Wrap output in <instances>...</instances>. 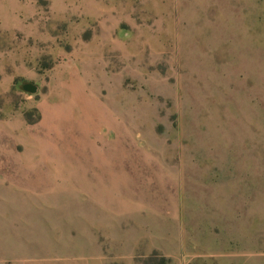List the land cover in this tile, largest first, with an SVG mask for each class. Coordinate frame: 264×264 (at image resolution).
Returning <instances> with one entry per match:
<instances>
[{
    "label": "rangeland",
    "instance_id": "1",
    "mask_svg": "<svg viewBox=\"0 0 264 264\" xmlns=\"http://www.w3.org/2000/svg\"><path fill=\"white\" fill-rule=\"evenodd\" d=\"M159 200L187 264H264V0H0V264H124Z\"/></svg>",
    "mask_w": 264,
    "mask_h": 264
},
{
    "label": "crops",
    "instance_id": "2",
    "mask_svg": "<svg viewBox=\"0 0 264 264\" xmlns=\"http://www.w3.org/2000/svg\"><path fill=\"white\" fill-rule=\"evenodd\" d=\"M115 205L116 209H121L120 213L122 211L125 212V214L132 219L131 224L136 227L135 225V216L136 215H142L146 214L145 211L142 208H136L132 204H124L119 199V197H115ZM112 207V204H111ZM115 207V206H114ZM118 207V208H117ZM149 210L147 212V218L145 217L142 221V225L140 226L141 231L136 230L134 231V238L131 242V248L126 254L123 255H112L116 260L123 262L124 264H134V259L136 255L141 252L143 254H148L151 251H158L162 253L164 256L173 258V264H187L188 262L196 260V258L200 257L201 254L199 250L197 251L194 247H185L182 244V237L183 232L179 228L177 232L180 240V244H178V247L175 246L174 248H171L166 243V236H167V229H166V223H167V215H166V205L165 203H161V200H159V203L153 204V206L148 207ZM179 209V206L176 207V209ZM123 209V210H122ZM151 214V215H150ZM151 216V217H149ZM179 220V219H178ZM178 222V221H177ZM105 230V233H108L110 227H102ZM147 231V232H146ZM152 235V244H148L146 239V234ZM147 243V244H146ZM107 257L105 254H102L100 264H108Z\"/></svg>",
    "mask_w": 264,
    "mask_h": 264
},
{
    "label": "trees",
    "instance_id": "3",
    "mask_svg": "<svg viewBox=\"0 0 264 264\" xmlns=\"http://www.w3.org/2000/svg\"><path fill=\"white\" fill-rule=\"evenodd\" d=\"M163 260H164V258H163Z\"/></svg>",
    "mask_w": 264,
    "mask_h": 264
}]
</instances>
